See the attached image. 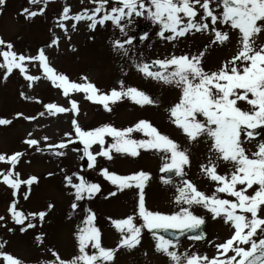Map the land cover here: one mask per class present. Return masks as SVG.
Wrapping results in <instances>:
<instances>
[{"label": "snow or ice", "instance_id": "snow-or-ice-1", "mask_svg": "<svg viewBox=\"0 0 264 264\" xmlns=\"http://www.w3.org/2000/svg\"><path fill=\"white\" fill-rule=\"evenodd\" d=\"M5 2L6 0H0V11ZM29 2L39 4L41 0ZM49 2L50 0H43L45 6ZM89 3L95 7L91 10L85 8L72 15L70 6L65 4L57 26L65 34L67 27L64 21L69 20L84 21L92 31L97 26L105 27L107 22L119 29L126 39H114L113 51L128 57L136 70L146 78L180 89L179 102L167 111L171 123L185 136L187 145L176 142L147 120H139L124 129L105 124L85 130L75 118L79 114L78 102L70 99V108L55 103L43 105L49 115L66 112L73 115V131L65 133L68 139L54 145L47 144V148L53 150L56 156H64L66 152L62 150L78 140L83 145L80 159L86 158L87 168L91 170L97 168L98 157L111 161L114 153L133 158L138 157L141 151L158 153L162 161L159 171L164 174L160 177L161 182L174 185V203L179 206V210L166 214L146 207L145 187L151 179L150 173L141 170L129 175H119L101 167L100 175L116 188V191L109 192V196H116L118 192L127 189L137 190L136 213L111 221L121 235L117 248L108 249L102 245L100 229L94 223L95 213L90 208H85L86 215L75 233L78 254L65 260L54 249H49L53 259L42 261L41 264H114L116 251L120 248L130 250L140 245L145 229L152 233L156 241L155 250L166 255L172 264H264V139H257L264 132V44L258 43V38L264 34V0H89ZM23 11L26 19L44 14V8H40L39 12H29L28 9ZM139 17L157 25L159 30L156 35L163 41L173 42V46L174 42L197 33H207L212 37L206 48L212 45L223 46L230 42V32L234 31L237 35V51L215 71H207L203 67V50L179 56L173 54L150 63L143 58H133L130 53L133 52L131 46L135 37L128 36V28ZM217 25L221 27L218 28ZM71 27L75 30L77 24L73 23ZM224 27L229 30L224 31ZM147 38V34L140 37L141 41ZM58 43L59 37H54L48 47L58 46ZM0 46L7 49L0 48V70H3L5 80L16 69L31 88L40 76L26 73L29 64L38 62L45 78L53 86L62 89L65 97L72 91L83 92L85 99L102 105L105 111L111 112V105L124 99L141 107L158 103L144 91L126 87L123 81L119 82L118 88L108 92L101 91L87 77H81L84 83L72 82L50 65L44 49H39L35 56H26L17 54L13 50V44L2 38ZM20 95L27 99L24 92ZM22 115L17 113L18 117ZM40 115L43 116L44 112ZM10 123V120L0 119V125ZM133 133H141L145 138L135 139ZM29 136L31 137V133ZM109 137L110 143L106 139ZM43 139L47 141L48 137ZM201 141L209 144L206 162L201 163L199 168L204 178L215 185L210 195L199 190L186 178V169L191 167L190 146ZM253 141H256L255 151L246 147V144ZM23 143L36 152L42 151L38 139L28 138ZM93 146H97L99 151L94 152ZM23 155L22 152L10 156L0 154V162L10 165L6 172H0V177L13 190V196L17 195L21 185L28 186L29 192L24 193V199H27L30 186L38 178L30 176L21 179L20 173L14 171ZM174 178H179V182H175ZM64 181L65 186L73 190V212L79 207V202L91 200L101 191L99 184L89 182L77 172L66 174ZM221 194L230 198H222ZM53 207L52 204L48 205L49 210ZM197 207L211 213L213 220L220 218L234 229L229 239L215 245L217 256L213 258L197 253H180L177 250L179 236L168 238L163 234L170 231L180 235L193 233L188 239H205V233L198 230L206 221L204 217L195 214ZM7 211L12 221L22 226L21 232L35 228L32 221L43 222L46 216L44 211L25 214L17 208L15 201ZM137 219L142 223L137 224ZM4 220L5 217L0 216V221ZM37 240L43 242L39 236ZM5 243H0V249L4 248ZM89 249L94 251L90 253ZM230 252L233 255H229ZM0 259L5 264H23V261L3 251H0Z\"/></svg>", "mask_w": 264, "mask_h": 264}, {"label": "rangeland", "instance_id": "rangeland-1", "mask_svg": "<svg viewBox=\"0 0 264 264\" xmlns=\"http://www.w3.org/2000/svg\"><path fill=\"white\" fill-rule=\"evenodd\" d=\"M71 8L70 15L82 12L85 8L91 10L95 7L89 0H55L47 6L43 0L39 4H32L29 0H6L0 11V38L13 44V50L17 54L35 56L39 49H44L49 58L50 65L61 74L66 75L70 81L84 83L81 77H87L101 91L108 92L119 87V82L124 85L136 87L157 100L156 105L139 106L131 100L124 99L111 105L112 111H105L102 105L85 99L83 92L72 91L68 97L63 95L62 89L55 87L45 78L43 70L38 62H32L28 66V75L40 76L33 82L31 88L26 81L14 69L13 73L5 80L3 70H0V119L10 120L9 125H0V154L10 156L16 152L24 153L20 163L14 171L20 173L21 179L36 176L37 182L30 186V194L24 199V193L29 192V187L21 185L17 195L13 196V190L8 188L0 177V216L5 220L0 221V243H5L3 251L23 261V264H41L42 261L53 259L49 249H54L62 259L70 260L78 254L75 233L86 213L85 208H90L96 216L95 226L100 229L102 245L108 249H116L121 239L120 233L112 226L111 221L123 219L134 215L137 210V190L127 189L118 192L116 196H109V192L116 191L114 185L105 180L99 173L101 167L119 175H129L143 170L150 173L151 179L145 187L146 207L153 211L171 214L179 210L174 203L176 194L174 185H165L160 179V167L162 164L160 155L154 152L141 151L138 157L113 154L114 158L108 161L98 157V165L95 170L87 168L86 158L80 159L83 145L77 140L71 144L64 156H56L53 150L47 148V144H58L67 140L65 133L73 131L71 112L49 115L43 105L55 103L58 106L70 108L69 100L78 102L79 114L75 117L79 125L85 130L109 124L118 129L133 126L139 120L151 122L159 131L170 138L187 145V140L180 129L171 123L169 112L171 106L179 102L180 89L164 85L143 76L132 65L128 57L121 56L113 51L114 39H126L119 29L110 22L101 28L97 26L95 31L87 27L86 22L64 21L67 33L57 26L64 5ZM111 5H108L110 7ZM44 8L43 15H37L26 19L24 9L29 12ZM77 24L75 30L71 25ZM217 27H221L217 25ZM148 31L147 39L141 41L139 33ZM158 26L143 17L135 18L128 28V36L135 37L131 46L133 58L149 60L164 59L175 54L196 53L205 51L203 67L207 71H215L223 62L231 59L237 51V35L230 32V42L227 44L209 45L212 37L207 33L190 35L181 41L166 42L157 35ZM228 31L227 27L223 28ZM54 37H59L58 46L48 47ZM91 37V38H90ZM258 43L264 44V34L258 38ZM150 45V47H149ZM125 47H129L125 45ZM3 48V46H0ZM3 50H7L3 48ZM2 62V57H0ZM28 63V62H26ZM25 93L24 98L20 95ZM44 112L41 116L40 113ZM22 113V116H17ZM29 117L34 119H24ZM31 133V137L29 136ZM44 137H48L44 141ZM28 138L40 140L41 152L29 148L23 141ZM133 138L144 139L141 133H133ZM111 142V138H106ZM264 139V132L257 137ZM255 143L246 144L251 151H255ZM209 144L201 141L190 146L192 159L191 167L186 169V178L192 181L199 190L211 194L215 185L204 178L200 172V164L206 162ZM75 149V151L73 150ZM93 151H99L93 146ZM10 165L0 162V172H6ZM227 171V169H222ZM77 172L89 182L100 185L101 191L91 200L79 202L75 212L71 209L74 201L73 190L65 186L64 176ZM52 173V175H49ZM74 182L75 177L73 178ZM179 182V178L175 179ZM222 198H230L221 194ZM17 202V208L25 214L46 212L43 222L33 220L35 228L21 232V225L15 224L7 211L12 202ZM54 205L51 210L48 205ZM203 212V213H202ZM195 214L202 216L206 221L207 241L199 243L194 240H185L178 243V252L197 253L207 255L209 258L217 256L215 245L225 242L231 237L234 229L225 224L220 218L212 219L211 213L204 212L203 208H195ZM27 223V221H26ZM136 223H142L139 219ZM8 229H12L9 231ZM41 237L43 242L37 240ZM155 239L146 229L142 232L141 243L133 249L120 248L115 253L114 264H172L164 254L155 250ZM247 248L248 245H242ZM94 251L89 249V252ZM233 255V253H229ZM223 258V257H221ZM239 259V258H238ZM0 264L5 262L0 259Z\"/></svg>", "mask_w": 264, "mask_h": 264}, {"label": "water", "instance_id": "water-1", "mask_svg": "<svg viewBox=\"0 0 264 264\" xmlns=\"http://www.w3.org/2000/svg\"><path fill=\"white\" fill-rule=\"evenodd\" d=\"M142 34H144V32L142 33ZM141 34V35H142ZM162 175H164V174H162ZM204 230V225H202L201 226V229L200 230H198V231H203ZM204 232V231H203ZM166 237H168V238H175V236H179V241L180 240H182L183 238H185V237H188L189 235H193V233H188V234H186V235H180L179 233H173V232H168V233H163ZM205 237H206V235H205ZM203 240V239H202Z\"/></svg>", "mask_w": 264, "mask_h": 264}]
</instances>
